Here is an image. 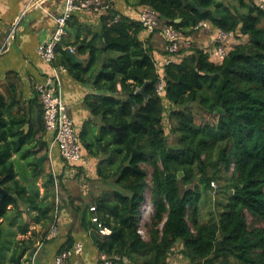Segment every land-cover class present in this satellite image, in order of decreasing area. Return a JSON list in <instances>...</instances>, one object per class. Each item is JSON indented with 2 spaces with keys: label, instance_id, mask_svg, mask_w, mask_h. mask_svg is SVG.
Here are the masks:
<instances>
[{
  "label": "trees",
  "instance_id": "1",
  "mask_svg": "<svg viewBox=\"0 0 264 264\" xmlns=\"http://www.w3.org/2000/svg\"><path fill=\"white\" fill-rule=\"evenodd\" d=\"M133 4L154 9L163 24L173 25L186 38L204 21L215 30L233 33L235 43L220 62L194 47L177 53L166 66L162 61L166 53L158 58L146 48L151 34L143 25L115 10L102 16L101 48L94 41L79 45L77 53L89 55L86 65L63 50L61 43L57 64L65 65L75 80L91 84L95 91L84 98L92 119L79 131L89 171L118 187L91 203L73 205L66 199L65 206L81 215L82 228L94 229L97 251L114 264H173L174 250L184 264H264V228L247 220L248 213L264 222V10L255 0H239L238 6L225 0H137ZM160 76L165 81L162 95L157 92ZM144 86L146 96L137 93ZM11 109L6 111L0 103V184L7 191L0 193V264L7 257L12 264H25L33 242L7 236L2 220L12 208L17 217L11 225H15L24 213L22 203L30 215L35 213V223L51 225L55 178L36 164L49 147L42 105L38 126L31 125L29 133L23 130L26 120L5 117ZM94 118L101 119L99 129ZM169 134L176 138L172 144ZM15 154L23 160L34 158L29 163L36 180L31 188L19 179ZM55 160L59 185L65 187L69 170L59 152ZM232 169L219 218L201 222L202 191ZM83 172L78 167L76 175ZM39 178L44 179L43 194ZM193 184L183 191L182 185ZM147 190L152 211L150 222L144 224V238L139 228ZM92 206L111 230L109 235L96 230ZM74 244L68 239L58 253Z\"/></svg>",
  "mask_w": 264,
  "mask_h": 264
},
{
  "label": "crops",
  "instance_id": "2",
  "mask_svg": "<svg viewBox=\"0 0 264 264\" xmlns=\"http://www.w3.org/2000/svg\"><path fill=\"white\" fill-rule=\"evenodd\" d=\"M136 1L131 0L132 4H128L127 0H112L113 10L119 15H124L137 21L140 17L141 7L133 4ZM42 2V6L32 8L30 0H0V103L3 104L6 111L8 107L12 108L10 112H6L5 117L8 120L11 119L10 116L26 120L23 126V130L26 133H29L33 126L35 128L38 126L40 101L36 87L38 84L45 82L51 71L50 65L45 63L39 56L38 47L52 37L56 28L55 18L64 11L66 5V0H43ZM103 15V13L86 10L74 13V17L67 26V33L63 39L62 48L74 54L77 62L86 65L89 58L88 54L81 55L77 53L82 42L89 43L94 41L96 46L100 48L103 46L104 40L101 38L104 27ZM13 29L15 30L14 37L10 44L6 45L7 38ZM208 39H212V35L209 37L200 35L202 42L208 43L210 41ZM145 46L154 56L159 58V49L164 50V39L160 34L151 35V37H148ZM70 49L73 50V53ZM59 60L58 54L56 64L57 62L59 63ZM61 78L66 103L70 107V113L78 131H81L83 124L92 119L89 110L84 104V98L86 95L94 93V88L91 84H84L75 80L69 70L61 74ZM45 137L49 140L50 146L51 137L48 134ZM33 144H36V142ZM57 152L58 150L54 151V160ZM21 154L18 155L21 157ZM45 154L47 152L39 154L36 164L37 160ZM15 155L13 158L16 163H27L23 159L18 161ZM30 159L31 162L34 161V158ZM42 166L43 161L41 166L38 165L39 169H42ZM23 169H27L28 176L32 175V167L29 163ZM19 179L21 178L19 177ZM22 183L27 185L23 181ZM20 209L24 213L18 218L15 225H11L14 218L17 217L16 212L12 211V208H10L8 217L2 222L7 236H14L17 241L27 240L33 242L31 245L32 249L25 257V260L28 261L30 254L37 248L39 243H44L38 262L39 264H53L58 251L67 244L68 239H72L73 244L75 242H83L85 245L84 255L74 259L71 264H93L100 258L101 254L97 251L92 239V235L95 234L94 229L85 230L81 227V215L74 212L72 206H65L61 210L58 234L49 238L50 233H48V241L45 240L43 242H41L44 239H42V232H36V230L38 227L45 230L46 228L41 224L35 223L33 219L35 213L32 212L30 215L28 208L22 203L20 204ZM28 220L37 225L36 229H31L33 227L30 226L31 223H28ZM71 223L72 226L78 223V226L75 228L69 227ZM20 225L27 227V231L22 232ZM47 231L50 232L49 228ZM176 257L179 258L178 256ZM170 262L182 264L180 258L177 263L174 262L173 258Z\"/></svg>",
  "mask_w": 264,
  "mask_h": 264
},
{
  "label": "built area",
  "instance_id": "3",
  "mask_svg": "<svg viewBox=\"0 0 264 264\" xmlns=\"http://www.w3.org/2000/svg\"><path fill=\"white\" fill-rule=\"evenodd\" d=\"M43 0H30L31 7H40L43 5ZM258 6L264 10V0H255ZM112 0H66L64 11L55 18L56 28L52 37L38 47V54L41 59L50 65L51 71L46 77L44 83L38 84L36 87L40 104L43 108L44 125L47 134L51 137V144L47 150V160L51 164V173L55 178V211L54 219L50 227L49 238L54 237L59 232V218L61 208V188L59 178L54 164V151L58 150L60 157L65 163V168L69 173H77L78 167H82L84 171L89 169V156L85 153L83 145L79 140V131L73 120L70 107L66 103L63 93V83L61 74L68 72L65 65H57V48L63 42L67 33V26L72 20V16L78 11H92L100 14H108L113 10ZM145 30L151 34H160L164 39V50L166 56L162 59L164 65H170L173 57L181 51L183 47L194 48L193 36L190 38L184 37L173 25L163 24L158 13L150 8H141L140 17L137 20ZM16 29V28H14ZM7 38L6 45L10 44L14 37L15 30ZM211 33L212 39L208 43H202L203 50L210 59L214 62L224 60L229 52L231 44L235 43V36L231 32L215 30L208 22H201L196 27V33ZM195 45V44H194ZM199 48V47H198ZM73 53V50L70 49ZM158 70L160 64L157 62ZM165 89V81L162 76L157 84V92L162 95ZM214 184V183H213ZM147 211L142 210L141 223L139 233L146 238V229L144 224L148 218L151 207ZM92 223L100 235L106 236L111 233V230L105 227L99 220L94 206L90 207ZM44 243H39L35 251L30 255L28 264H39L38 259ZM85 245L83 242H76L73 248L58 253L53 264H71L75 258L83 256ZM101 264H114L113 260L103 255Z\"/></svg>",
  "mask_w": 264,
  "mask_h": 264
},
{
  "label": "rangeland",
  "instance_id": "4",
  "mask_svg": "<svg viewBox=\"0 0 264 264\" xmlns=\"http://www.w3.org/2000/svg\"><path fill=\"white\" fill-rule=\"evenodd\" d=\"M246 1L250 2L251 0H246ZM225 2H234L235 5H237V6L239 5V0H236V1L225 0ZM200 35L209 37V36H211V33H206V32L195 33L193 35V40H194V44L195 45L192 44V46H197L199 48L202 47V43H204V42H202L200 40ZM208 40H210V39H208ZM162 44H163V42H162ZM191 49H192V47L191 48L183 47L181 49V51L190 52ZM159 51L161 52V53L159 52L160 54H165L166 53L165 50L159 49ZM93 121H95L97 123L98 129H99L100 126L102 125L101 119L100 118H94ZM168 140H169L170 144H172L173 142L176 141V138H175V136L173 134H169L168 135ZM15 158L18 161H21V159H22L18 154L15 155ZM25 161L27 163H30L31 159L30 158L29 159H25ZM27 163L21 162V163H16V164H17V170H19V177L21 178V180L24 183L27 184V186L29 188H31L32 185L34 184V181H36V180H34L35 179L34 176L33 177H31L30 175L28 176L27 169L26 170L23 169V168L27 167ZM54 164H55V168H56V171H57V166H56L55 160H54ZM51 168H52V166L47 160L43 161L42 169H43L45 174L46 173L47 174L50 173L51 172ZM146 169L148 171L152 172V169L150 167H146ZM232 173H233V169L229 173H227L222 179L213 182L214 184L212 183L211 184V188H209L207 191H205V190L202 191V195L203 196L201 197L202 198L201 201L198 203V209H199V213H200L199 219H200L201 222L206 223L208 221L217 220L219 218L220 211L222 209L221 203L225 201V199H224V197L226 195L225 187L230 182ZM76 174L77 173H72L70 175L68 174L69 176H67L64 179L65 187L63 185L61 186V184H60L61 197H62L60 211L65 207L66 199H68L69 202H71L73 205H78L79 203H82L84 201L91 203L93 198H95L97 196H101V195L105 194L106 192L112 191L114 188L118 189V187L115 185L113 180H109V181L103 180V179L99 178V176H95V173L94 174L91 173V171H89V169L84 171L80 176L76 175ZM182 177H184V174H183ZM149 184H151V183L149 182ZM37 185H39L41 193L43 194L44 193V188H43L44 179L43 178H39L38 182H37ZM193 187H194V184L191 185V186H187V187L182 185L183 191H185L188 188H193ZM146 196L148 197L147 201L144 204V206L142 207V210H145V211H147L149 209V208H146V206L147 207L148 206L152 207V205H150V203H151V201H150L151 200V191L150 190L146 191ZM80 200H81V202H80ZM150 211H152V208H151ZM247 220H248V222L250 223L251 226L264 228V222L263 221L253 219V217L250 214H248V213H247ZM149 222H150V220H149V216H148V218H147L145 223L148 224ZM28 223H31L30 226L33 227L31 229H36L37 225H35L34 223H32L29 220H28ZM76 226H78V223L74 224L73 226H72V223L69 225V227H73V228H75ZM44 228H46V230L41 228V227H38L37 230H36V232L37 231L42 232L41 233L42 239L44 237V233L48 230V228L50 230L49 225H47ZM18 239H19V236H18ZM45 240L48 241V238L44 237V239L42 241L41 240L40 241L43 242ZM179 253H180L179 251L174 250V255L172 256L173 259H174V262L177 263L179 258H180L181 261H182V264H184V260L179 256ZM102 256H103V254H101L100 258L98 259V261L93 263V264H101L102 263V260H101ZM176 256H178L179 258H177ZM1 260L2 259L0 258V261ZM3 264H12L10 262L9 257H7L3 261ZM25 264H28V262L25 263ZM178 264H180V263L178 262ZM204 264H208V263H204Z\"/></svg>",
  "mask_w": 264,
  "mask_h": 264
},
{
  "label": "water",
  "instance_id": "5",
  "mask_svg": "<svg viewBox=\"0 0 264 264\" xmlns=\"http://www.w3.org/2000/svg\"><path fill=\"white\" fill-rule=\"evenodd\" d=\"M191 3H192V5L196 6L195 3H194L193 1H192ZM197 8H198V7H197ZM198 10H200V9L198 8ZM179 21H180V19L177 20V22H179ZM71 56H72L73 58H76V56H75L74 54H71ZM146 84H148V82H147ZM137 93L146 96V95H145V86L142 87ZM129 102H131V103L136 107V104H135L134 101H132V100L129 99ZM110 128L116 130L118 133L120 132L119 129H116V128L113 127V126H110ZM46 159H47V155L45 154V155L41 156V157L37 160V164H38L39 166H41L42 161H44V160H46ZM179 176L182 177V176H183V172H180V173H179ZM0 193H3L4 195L7 194V191L4 190V189L2 188L1 184H0ZM221 243H222L221 240H219V241L217 242V249H218V250L221 249Z\"/></svg>",
  "mask_w": 264,
  "mask_h": 264
},
{
  "label": "clouds",
  "instance_id": "6",
  "mask_svg": "<svg viewBox=\"0 0 264 264\" xmlns=\"http://www.w3.org/2000/svg\"><path fill=\"white\" fill-rule=\"evenodd\" d=\"M47 160V159H46ZM151 205V204H150ZM147 207V206H146ZM152 208V207H151ZM141 217H142V214H141ZM145 228V227H144Z\"/></svg>",
  "mask_w": 264,
  "mask_h": 264
}]
</instances>
